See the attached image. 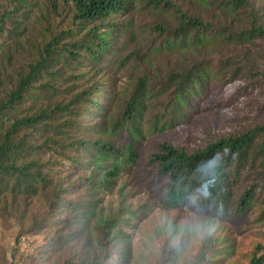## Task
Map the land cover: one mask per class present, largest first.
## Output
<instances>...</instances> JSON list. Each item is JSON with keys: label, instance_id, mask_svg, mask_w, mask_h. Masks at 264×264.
I'll use <instances>...</instances> for the list:
<instances>
[{"label": "trees", "instance_id": "obj_1", "mask_svg": "<svg viewBox=\"0 0 264 264\" xmlns=\"http://www.w3.org/2000/svg\"><path fill=\"white\" fill-rule=\"evenodd\" d=\"M45 1L47 27L26 48L34 5L9 0L0 9V35L12 41L20 63L12 75L0 74V211L32 219L20 226L15 242L41 231L31 212V200L40 198L49 215L70 214L87 233L91 257L64 264H130V237L121 229L146 205H127L124 185L115 214H104L97 200L83 204L67 195L81 185L96 195L109 192L138 165L147 136L191 124L210 88L220 90L223 79L248 81L243 90L259 120L196 149L176 146L173 135L159 138L136 177L164 211L188 207L237 226L256 210L264 222V0H202L214 12L208 20L170 0ZM139 5L160 19L143 28L144 44L124 56L123 37L129 35L130 44L136 33L121 16ZM216 48L223 55L214 72L209 52ZM131 64L128 88L106 98L112 79L104 72L119 74ZM65 169L74 172L63 178ZM65 223L52 244H72ZM187 251L181 242L171 250L175 258L170 254L163 264H219L234 254L233 244L211 234L194 256ZM249 264H264V255Z\"/></svg>", "mask_w": 264, "mask_h": 264}, {"label": "rangeland", "instance_id": "obj_2", "mask_svg": "<svg viewBox=\"0 0 264 264\" xmlns=\"http://www.w3.org/2000/svg\"><path fill=\"white\" fill-rule=\"evenodd\" d=\"M8 1L0 0V9L8 6ZM170 1L180 4L184 11L190 14H198L206 20L211 18L214 13L210 6L204 3L202 5V0ZM30 3L34 7L28 20L30 28H27L24 36L26 41L25 45H23L24 48H26V45L40 41L42 38L41 31L47 27L42 18V16L46 17L44 7L47 2L45 0H30ZM49 18L50 22L54 20L51 16ZM121 19L129 20L131 30L136 33V39L130 44L127 39L130 36L125 35L123 37L127 45L122 53L127 56L134 50L135 45L142 46L144 44L147 34L142 32L143 28L159 21L160 17L139 5L135 6L133 13L125 14L121 16ZM38 22L43 23L38 25ZM12 45V41L6 42L4 36L0 35V74L2 76L4 74L12 75L16 70L15 68L20 65L15 59L14 46ZM3 48L5 49L4 53L3 51L1 52ZM209 53H211V67L215 68V72L218 58L223 55V51L216 48ZM132 65L119 74H116L114 69L104 72L106 80L112 79L104 89L106 98L111 92H123L125 88H128ZM4 67H6V71ZM115 79L117 80L116 84L113 82ZM247 82L243 78L233 82L226 79L219 81L221 89L214 90L212 87L210 88L209 96L201 101L198 111L194 113L191 124H188L185 128H178L174 132L166 130L160 135L147 136L140 149L138 165L131 169L127 168L121 179L116 182L114 188L109 192L96 195L81 185L77 186L76 189H71L67 195L71 202L77 200L84 204L86 200H97L104 214H115L118 210L120 199L117 191L124 185V193L128 195L127 205L133 207L146 205L143 211L137 215V219H132L129 226L121 229L122 234L130 237L129 246L132 253L130 264H163L170 254L171 260L175 258L171 250L181 242L188 244L186 256L190 258V256L192 257L198 252L203 239L208 234H211L213 238H222L228 244H233V256L224 258L226 261L219 264H249L252 256L259 258L264 255V222L258 221V211L252 210L247 215V221L237 226L202 218L188 207L167 212L159 207L158 200L156 203L153 202L150 190L145 189L136 177L138 171L146 168L144 164L159 138H168V136L173 135L176 146L196 149L216 139L221 134L232 132L239 127L258 121L257 112L243 90ZM211 85H213V82ZM107 106L106 104L105 110ZM96 119H98L97 115L95 116ZM67 172L73 173L74 171L65 169L63 178L69 176V174H66ZM7 201L9 203L10 198ZM31 202H33L31 212L36 215L35 222L42 225L41 231L38 234L23 235L17 243L14 237L19 232L20 226L28 225L32 219L17 220L13 213H2L0 211V264H64L69 258L79 260L91 257L92 251L86 248L87 233L82 227L74 224L70 214L67 216L56 213L52 216L51 214L49 215L48 204L44 200L34 198ZM65 219L68 233L74 236V240L68 247L61 246V240L54 245L51 243L50 238L65 233L60 231L64 227L62 224ZM124 246L126 245L123 242L120 248ZM257 247L261 249L257 250Z\"/></svg>", "mask_w": 264, "mask_h": 264}]
</instances>
